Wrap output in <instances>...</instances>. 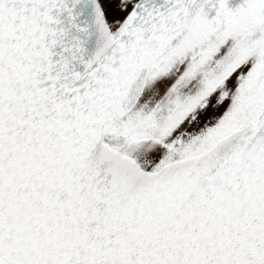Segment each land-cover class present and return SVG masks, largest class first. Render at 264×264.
<instances>
[{"label":"snow or ice","instance_id":"snow-or-ice-1","mask_svg":"<svg viewBox=\"0 0 264 264\" xmlns=\"http://www.w3.org/2000/svg\"><path fill=\"white\" fill-rule=\"evenodd\" d=\"M0 264H264V0H0Z\"/></svg>","mask_w":264,"mask_h":264}]
</instances>
